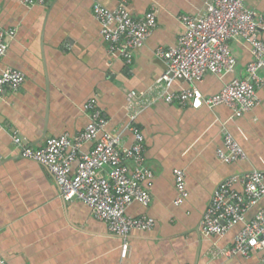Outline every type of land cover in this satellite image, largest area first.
Listing matches in <instances>:
<instances>
[{"label": "crops", "instance_id": "1", "mask_svg": "<svg viewBox=\"0 0 264 264\" xmlns=\"http://www.w3.org/2000/svg\"><path fill=\"white\" fill-rule=\"evenodd\" d=\"M32 1L0 0V32H13L5 38L0 73L10 69L25 76L20 90L6 88L0 95V258L7 264H264V251L249 258L222 254L241 225L223 237L205 236L200 229L222 182L264 172V84L257 90L258 105L240 118L223 106L193 110L166 104L159 90H150L165 69L155 50L175 46L183 30L178 18L202 14L211 0H128L134 19L143 20L154 9L157 20L130 64L108 53L93 17L94 0ZM98 1L110 11L119 5V0ZM246 6L264 17V0H246ZM260 38L264 43V31ZM229 46L234 72L207 75L196 84L203 96L243 78L251 59L248 45L236 40ZM260 76L264 80V72ZM190 87L177 81L171 92ZM146 91L141 102L128 100L131 92ZM91 100L108 122L106 131L120 137V149L134 143L130 126L143 136L145 164L153 174L143 185L151 203L147 208L133 203L126 215L152 218L155 227L149 233L132 232L125 239L110 234L82 202H64L48 170L21 158L14 145L18 138L38 149L49 138L83 132L89 123L84 107ZM224 133L242 148L244 160L228 165L217 159ZM91 148L86 144L82 150ZM175 170L185 173L188 192L180 206L174 205ZM234 189L240 192L241 186ZM262 207L263 201L246 218Z\"/></svg>", "mask_w": 264, "mask_h": 264}, {"label": "built area", "instance_id": "2", "mask_svg": "<svg viewBox=\"0 0 264 264\" xmlns=\"http://www.w3.org/2000/svg\"><path fill=\"white\" fill-rule=\"evenodd\" d=\"M34 4L32 0H22ZM128 0H119L116 10L110 11L94 0L92 13L100 24V33L108 53L123 60L132 61L134 51L141 49L157 26L155 10L151 9L143 20L134 19L128 8ZM183 30L171 48H157L156 58L164 63V72L150 90H159L166 104L198 110L226 107L240 118L258 105L257 90L264 84L260 76L264 72V43L260 36L264 31V17L250 10L246 0H211L202 14L183 15L178 18ZM0 32V59L7 52L6 37ZM241 40L248 45L250 62L243 78H234L215 95L203 96L196 84L207 75L221 77L233 73L236 59L229 43ZM25 76L16 70L0 73V95L8 88L21 89ZM182 81L190 89L172 93L174 82ZM148 92H131L128 100L141 102ZM89 114L85 130L74 137L63 135L49 138L38 149L24 146L18 138L13 142L19 156L44 166L53 177L59 197L64 202L79 201L91 209L96 220L104 223L110 234L127 238L132 232L149 233L155 227L150 217L131 218L127 209L137 203L147 208L151 203L145 182L153 179L144 158V139L133 126L134 143L120 149V137L106 131L108 122L94 100L84 107ZM135 116L131 117L133 120ZM91 150L84 152L83 146ZM217 159L224 164H234L245 159L244 152L229 133H224L223 146L216 150ZM130 162L131 168L127 165ZM75 167V169L73 168ZM175 206L188 197L185 173L175 170ZM241 186V191L234 189ZM149 186V185H148ZM264 202V172L234 175L222 182L214 191L200 223L205 236L223 237L232 228L241 225L233 245L222 254L233 258H249L255 251H264V207L251 219L246 214L260 202ZM0 264H7L0 258Z\"/></svg>", "mask_w": 264, "mask_h": 264}]
</instances>
